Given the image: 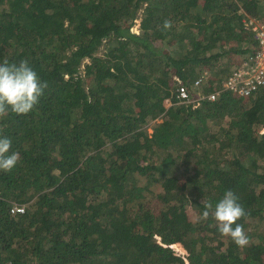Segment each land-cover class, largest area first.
<instances>
[{"label":"trees","instance_id":"16d2710c","mask_svg":"<svg viewBox=\"0 0 264 264\" xmlns=\"http://www.w3.org/2000/svg\"><path fill=\"white\" fill-rule=\"evenodd\" d=\"M263 2L0 0V63L26 59L48 85L0 117L20 154L0 171V262L264 264V87L165 104L174 75L208 71L213 89L256 49L244 17ZM226 190L247 213L243 248L202 219Z\"/></svg>","mask_w":264,"mask_h":264},{"label":"clouds","instance_id":"9594fccd","mask_svg":"<svg viewBox=\"0 0 264 264\" xmlns=\"http://www.w3.org/2000/svg\"><path fill=\"white\" fill-rule=\"evenodd\" d=\"M162 27L170 30L172 22L165 20ZM47 87V82L41 81L28 60L10 63L5 59L0 63V117L7 116L9 112L17 115L29 114L39 104ZM11 148L12 140L0 135V171L11 172L20 161L19 152L11 151ZM202 204L205 209L202 219L207 220L211 215L222 236L230 237L238 247L248 246L249 237L243 225L238 223L247 213L236 193L226 190L215 207L210 201L203 200Z\"/></svg>","mask_w":264,"mask_h":264},{"label":"built area","instance_id":"2783aa9c","mask_svg":"<svg viewBox=\"0 0 264 264\" xmlns=\"http://www.w3.org/2000/svg\"><path fill=\"white\" fill-rule=\"evenodd\" d=\"M244 23L252 33L256 49L247 52L241 62L224 76L213 89L210 86L204 88L209 83L207 80L208 71H203L190 84L184 82L178 75H174L176 85L171 95L165 99L167 106L175 103H192L196 106L205 98L209 100L217 99L226 90L247 97L264 87V16H246L244 17ZM11 211L13 213H23L25 204L14 202L11 205ZM0 264L6 263L0 262Z\"/></svg>","mask_w":264,"mask_h":264},{"label":"rangeland","instance_id":"374dc122","mask_svg":"<svg viewBox=\"0 0 264 264\" xmlns=\"http://www.w3.org/2000/svg\"><path fill=\"white\" fill-rule=\"evenodd\" d=\"M263 5H264V2L262 3ZM263 10H264V8H262ZM263 16H264V13H263ZM246 45H248V43H246L245 44V46ZM105 52H106V47H105V44H102L100 47H99V49H98V54H100V55H105ZM244 53H242V55H243ZM234 60L233 61H237L239 58L238 57H234L233 58ZM87 63H90V59L89 58H86V59H84V61H83V65H82V71H83V69H84V65L85 64H87ZM209 81V80H208ZM210 82V81H209ZM209 83L208 84H206L205 86H204V88H209ZM188 213H189V216H190V218H195L196 217V210L193 208V206H191V205H189L188 206ZM175 246L178 248V249H180L181 251H184L185 252V250L181 247V245L180 244H175Z\"/></svg>","mask_w":264,"mask_h":264}]
</instances>
